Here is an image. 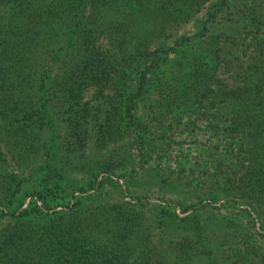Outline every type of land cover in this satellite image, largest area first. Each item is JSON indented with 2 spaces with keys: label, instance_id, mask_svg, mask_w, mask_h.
<instances>
[{
  "label": "rangeland",
  "instance_id": "374dc122",
  "mask_svg": "<svg viewBox=\"0 0 264 264\" xmlns=\"http://www.w3.org/2000/svg\"><path fill=\"white\" fill-rule=\"evenodd\" d=\"M77 2L0 92V264H264V0Z\"/></svg>",
  "mask_w": 264,
  "mask_h": 264
},
{
  "label": "trees",
  "instance_id": "16d2710c",
  "mask_svg": "<svg viewBox=\"0 0 264 264\" xmlns=\"http://www.w3.org/2000/svg\"><path fill=\"white\" fill-rule=\"evenodd\" d=\"M77 5L81 6L77 0H0V92L2 94L7 90L9 78L15 81L25 75V61L38 44L46 46L44 52H56V48L50 47L49 43H41V38L46 37L45 26L52 30L54 24L61 21L62 12L65 14L64 17L67 16L69 19L66 23L68 26L65 33L68 35L66 42H71L75 35L81 34L86 12L76 10ZM77 16L82 21H78V26L74 24L73 19ZM61 49L59 48L60 51ZM249 59L252 63L247 66L244 79L248 74L250 75L243 81V86L236 88L234 93L244 95L251 90L252 86H255L254 94L261 95L258 87L264 83V73L261 72L264 65L263 49L254 46ZM144 84L145 81L142 78L138 92L144 88ZM133 108L132 105L131 109ZM25 212L22 211V213Z\"/></svg>",
  "mask_w": 264,
  "mask_h": 264
}]
</instances>
